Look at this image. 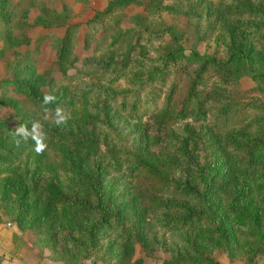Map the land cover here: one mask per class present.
<instances>
[{"label":"rangeland","instance_id":"obj_1","mask_svg":"<svg viewBox=\"0 0 264 264\" xmlns=\"http://www.w3.org/2000/svg\"><path fill=\"white\" fill-rule=\"evenodd\" d=\"M145 1L105 11L110 0H0V80L15 81H0L4 264H264V150L242 147L264 139V0H157L184 52L218 62L196 84L197 117L193 100L177 111L195 63L179 58L161 80L145 78L172 47L167 34L132 35L116 74L85 67L122 60L128 37L108 45L118 29L157 26ZM236 49L243 61L229 55ZM26 85L54 101L35 105ZM107 92L129 94L120 106ZM57 108L68 116L59 125ZM33 121L46 136L40 154L31 136L14 134Z\"/></svg>","mask_w":264,"mask_h":264},{"label":"trees","instance_id":"obj_2","mask_svg":"<svg viewBox=\"0 0 264 264\" xmlns=\"http://www.w3.org/2000/svg\"><path fill=\"white\" fill-rule=\"evenodd\" d=\"M127 3V0H110V2L108 3L107 6L104 7L103 10L107 11L109 9H111V7H113L114 5H124ZM142 7L144 9H148L151 8L153 15L156 17V19L158 20L157 26L153 27L152 25L146 23H140L138 25H136L134 27V33H130V31L127 28H123V29H118L113 35L110 36V40H109V44L108 45H112V44H116L118 43L120 38L123 37H128L127 40V49H126V54L124 55V57L122 58L121 61L119 62H115V61H108V62H102L100 60H90L88 61V63L85 65V67H88V69L90 71H103L105 68H109V69H113L114 68V72L116 74L120 72L126 65L127 62L130 59V52L129 50H131L132 48V35H142L144 37H160L163 36L165 34H167L172 40H173V44L172 47L165 50V51H158V55L155 58L156 62H150L149 64L146 65L147 70L144 73L145 78H147V81H151V80H161L163 78V76H165L166 74V69L167 66L171 63H173L175 60L182 58L184 61L186 62H192L196 64L195 70H194V74L193 76L189 79L185 92L181 98V104L179 105V108L177 109L178 113H180V115L184 114V110H183V106L184 103L193 100L194 103L196 104L195 108H194V115L197 117L198 113H200L199 111V105L197 104L198 100H197V94H196V84L198 83L201 73L204 70V68L208 65V64H216L218 63L217 60L214 58V56L209 55V54H205V53H199L198 51L195 50H191L189 52H184L183 49V45L180 42V36L178 34H176L174 32L173 27L165 22L161 15H160V11H161V5L157 0H147L143 3ZM67 35L64 33L62 36H60L59 38V51L57 52V56L60 54H62V50L65 46V41H66V37ZM102 53H104L105 51H101ZM229 55L235 56V57H240L241 61H243V56H242V52L239 50H230ZM58 61H59V56H58ZM107 69V70H109ZM88 70V71H89ZM0 81H4L5 83H9V82H14L12 80L9 79H2ZM24 89L26 90V94L30 97V99H32V101L34 102L35 105H40V106H45L46 103L44 101H42L41 99H38V97L36 96L35 93H33V90L31 89L30 86H24ZM129 94V92H107V95H109L111 98H113L116 103L120 106L124 105V99L125 97ZM130 106L132 107V109L135 107L136 103H137V99L138 97L135 94H130ZM224 113V112H223ZM223 113H219L218 114V118L223 117ZM236 114V113H233ZM53 134L61 137V138H68L71 139L72 141H83L84 138H82L80 135L76 134V133H72L69 131H53ZM242 147L246 150H255V149H260V150H264V139L263 140H257V139H252L248 142H246L245 144L242 145ZM262 168H260L258 170V173L260 175V177L262 178V183L264 184V163L261 164ZM74 201L72 200L71 203H73ZM75 204H78V202H74ZM83 203V202H82ZM83 205V206H82ZM81 206L85 209H93L99 212V214H101L100 210H99V206L94 204H88V203H83ZM243 210V205H241L239 208H235L233 211L234 217L240 216ZM213 221H214V227L213 230H216L218 232V234L220 235L221 238H225L226 232H225V228L223 227L222 221H221V217L220 216H212ZM101 222H103V218H100ZM99 221V222H100ZM99 222H94L92 223L87 230V233L90 234L91 232L94 231L96 225H99Z\"/></svg>","mask_w":264,"mask_h":264},{"label":"clouds","instance_id":"obj_3","mask_svg":"<svg viewBox=\"0 0 264 264\" xmlns=\"http://www.w3.org/2000/svg\"><path fill=\"white\" fill-rule=\"evenodd\" d=\"M54 99L55 98L53 96L46 95L44 97V102L47 104V103L54 101ZM56 115H57L56 123L58 125L65 123L68 119V116L65 115L62 112V110L59 108H57V110H56ZM40 128H41V125L39 124V122L33 121L31 131H29V129L27 128L26 125L20 124L16 127L14 134L21 137L25 141L29 138V136H31V138L35 141V151L38 154H40L47 147V145L45 143V139H46L45 134L38 131V129H40Z\"/></svg>","mask_w":264,"mask_h":264},{"label":"crops","instance_id":"obj_4","mask_svg":"<svg viewBox=\"0 0 264 264\" xmlns=\"http://www.w3.org/2000/svg\"><path fill=\"white\" fill-rule=\"evenodd\" d=\"M4 259L0 257V264H4Z\"/></svg>","mask_w":264,"mask_h":264}]
</instances>
